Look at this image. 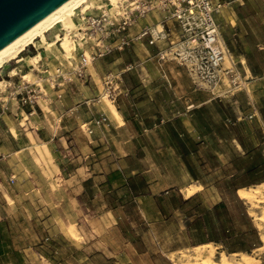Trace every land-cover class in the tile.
Here are the masks:
<instances>
[{"label":"rangeland","instance_id":"rangeland-1","mask_svg":"<svg viewBox=\"0 0 264 264\" xmlns=\"http://www.w3.org/2000/svg\"><path fill=\"white\" fill-rule=\"evenodd\" d=\"M213 1L215 69L205 40L171 19L154 44L131 41L81 74L39 39L0 68V264H191L208 240L215 260L264 264V0ZM57 66L69 79L48 77ZM240 187L259 193L247 202Z\"/></svg>","mask_w":264,"mask_h":264},{"label":"built area","instance_id":"built-area-1","mask_svg":"<svg viewBox=\"0 0 264 264\" xmlns=\"http://www.w3.org/2000/svg\"><path fill=\"white\" fill-rule=\"evenodd\" d=\"M221 6V3L213 0H88L83 7L75 8L71 15L73 27L69 31L63 29V34L73 37L72 51L75 52L74 55L70 52L65 55V60L69 59L67 62L73 65L72 71L81 74L80 67L90 60L102 57L114 49H121L131 41L145 40L148 44H154L163 36V21L171 19L182 24L193 40H205L210 49V65L215 69L223 57L216 46V16ZM151 11L163 12L164 18L156 23L141 24L140 20ZM133 29L136 31L132 32ZM56 34L60 35L58 32ZM31 46L35 47L34 42ZM163 56V52L157 55L159 59ZM61 67L55 68L54 75L48 71V77L53 80L54 76L61 75L63 79H69L62 73ZM23 75L21 78H24ZM25 83V87H30L33 82L28 83L26 79ZM34 92V88L24 89L20 86V90L16 91L17 99L22 104L30 103ZM104 93L110 97L109 92L104 90ZM104 119L105 117H100L95 123L98 124ZM87 130L90 131L89 128Z\"/></svg>","mask_w":264,"mask_h":264},{"label":"bare ground","instance_id":"bare-ground-1","mask_svg":"<svg viewBox=\"0 0 264 264\" xmlns=\"http://www.w3.org/2000/svg\"><path fill=\"white\" fill-rule=\"evenodd\" d=\"M87 1L88 0H65L63 3H61L55 9H53L51 12L46 14L44 17H42L37 22L32 24L25 31H23L18 36H16L12 41H10L6 45H4L2 48H0V68L5 63L9 62L12 59H20V56H18V55L21 53V51H23L28 45H31V43L34 42V40H36V39H39L40 43H44L45 48H49V47L53 46L54 43L58 41L59 47L65 52L64 55L67 56L70 52L71 44H72V42L69 39V37L67 36V34H63V36L60 37V35H57L56 33H54L55 35H54L53 39L49 41L46 39L45 33L48 32L49 30H51L58 23L61 24V27L64 30L69 31L71 29V27L73 26V22L70 18V15L73 14L75 8H79L80 6L83 7L85 4H87ZM91 1H93V0H91ZM111 1L114 2L115 0H111ZM39 56H40L39 53L32 56L30 58V61L37 62L39 59ZM10 72L12 73L13 69ZM28 73L29 72L24 73L23 77H26ZM1 82H2V80H0V86H1ZM110 106H111L112 114L117 116L118 112H117L116 108L114 107V105L110 104ZM11 133H12V131H11ZM30 138L32 140V136ZM256 187H252V188L240 187V188H237L236 194L239 198L245 199L247 202H251L253 200L252 197L254 196V194L256 192L259 193V191ZM196 188H199V186H196ZM195 190L196 189L189 187V189L186 192V195L191 196L195 192ZM259 190H261V189H259ZM258 199L259 198H257L256 200H258ZM249 205H251V204H249ZM261 212H262V210H261ZM257 219H259L264 225V210H263V213ZM259 238L261 241H264V235L259 236ZM214 245L215 244L213 241L208 240L205 243L197 246L195 248V250H193V251H195L194 255H193L194 261H192L191 264H233L232 263L233 256L228 255L226 252H223V251L219 254L218 260H215ZM234 254H236V253H234ZM234 254H232V255H234ZM184 255L186 257H189V254L185 253ZM237 255H238V253H237ZM250 257L251 256L249 253L239 254L238 260L236 262H237V264H246V263H248Z\"/></svg>","mask_w":264,"mask_h":264},{"label":"water","instance_id":"water-1","mask_svg":"<svg viewBox=\"0 0 264 264\" xmlns=\"http://www.w3.org/2000/svg\"><path fill=\"white\" fill-rule=\"evenodd\" d=\"M65 0H0V48Z\"/></svg>","mask_w":264,"mask_h":264}]
</instances>
